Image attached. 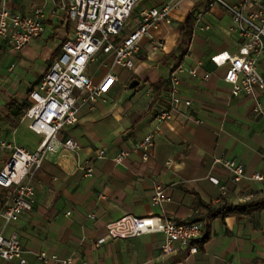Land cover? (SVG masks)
<instances>
[{
    "label": "crops",
    "instance_id": "1",
    "mask_svg": "<svg viewBox=\"0 0 264 264\" xmlns=\"http://www.w3.org/2000/svg\"><path fill=\"white\" fill-rule=\"evenodd\" d=\"M54 1L0 0V7L4 4L22 14L39 5L44 12V31L20 50L0 37V139H14L29 149L41 140L22 117L30 103L29 92L58 57L64 41L58 31L67 21L52 12ZM138 3L123 35L137 26L142 8L168 4L170 21L162 20L141 37L132 69L111 67L112 56L103 53L88 64H96L91 71L86 69L94 82L109 70L117 80L103 98L79 102L77 122L59 134L60 139L77 140L82 160L93 157L97 148H103L106 156L93 160V174L84 176L69 154H47L31 180L36 192L32 209L16 221L5 223L0 217V231L5 236L17 232L28 264H47L36 258L39 251L90 264H264V204L223 219L208 218L205 208L240 203L249 192L254 194L252 200L264 202V180L252 178L255 172L264 173V114L255 110L258 104L264 113V88L256 87L254 95L233 96L232 85L223 79L228 56L246 52L231 13L222 3L208 6V0ZM189 14L191 33L177 42L179 25ZM177 66L195 69L194 75L185 69L179 73V96L190 100L188 106L170 103L169 75ZM256 67L264 78V55ZM134 79L138 84L130 87ZM161 109L170 110V118L159 120ZM155 127L159 131L144 160L133 146ZM122 149L129 154L115 163L112 156ZM8 155V149L0 147V168ZM218 156L241 163L244 176L233 182L228 169L215 161ZM156 186L169 200L153 205ZM12 192L0 186V208ZM127 214H156L206 225L192 243L196 252H190L188 244L177 254L162 253L161 232L96 243L108 223ZM0 264L18 263L0 258Z\"/></svg>",
    "mask_w": 264,
    "mask_h": 264
},
{
    "label": "built area",
    "instance_id": "2",
    "mask_svg": "<svg viewBox=\"0 0 264 264\" xmlns=\"http://www.w3.org/2000/svg\"><path fill=\"white\" fill-rule=\"evenodd\" d=\"M140 0H55L52 12L60 20L72 22L73 33L64 39L58 57L52 61L46 74L30 90V103L23 112L28 126L41 135L36 148L29 149L18 144L14 139H0V147L9 151L8 159L0 168V186L12 189V197L0 208V217L5 223L16 221L20 214L30 211L35 203V187L31 183L36 171L49 153L69 154L75 159L76 167L84 176L93 174V160L106 156L103 148H97L94 156L80 159V145L72 137L59 138L60 131L77 122L79 102L95 101L109 92L117 80V76L109 70L102 78L94 82L86 73L88 64L100 54L112 56L111 67L119 66L132 69L135 55L139 51V42L149 29H156L162 20L170 21V5L162 7L142 8L139 11L137 26L126 34H122L125 24L135 5ZM222 3L231 13L234 30L242 40L243 54L228 56V66L223 79L232 85L231 94L254 95V89L264 88V78L256 67L257 60L264 55V0H237L227 4L223 0H208V6ZM44 12L42 6H36L30 14H22L8 9L4 4L0 7V37L8 40L15 50H20L26 43L40 35L44 29ZM200 17V16H199ZM197 18V21L200 18ZM207 28L206 25H203ZM187 70L195 74L194 68L177 66L169 75V99L172 105L190 104L189 99L179 96V73ZM255 110L264 114L257 104ZM170 110H159L158 119L170 118ZM159 131L153 128L134 144V149L142 153L146 160L154 145V137ZM129 150L122 149L112 156L115 163H122ZM216 162L228 169L233 182L244 176V168L235 160L218 156ZM254 180L263 181L264 173L255 172ZM224 190V186H220ZM254 197L249 192L240 198L245 202ZM165 198L162 188L156 186L151 197L153 205ZM93 217V215H90ZM203 224L201 221L178 222L174 219L148 214L137 216L124 215L106 226V233L97 240L102 244L107 239L137 237L143 233L161 232L164 239L160 245L164 254H177L186 245H191L190 252H196L197 246L192 244L201 237ZM36 258L47 264H90L84 259L77 260L71 256L59 257L46 251L35 253ZM0 258L15 260L18 264H28L24 250L16 231L5 236L0 231ZM225 264H235L226 261Z\"/></svg>",
    "mask_w": 264,
    "mask_h": 264
},
{
    "label": "trees",
    "instance_id": "3",
    "mask_svg": "<svg viewBox=\"0 0 264 264\" xmlns=\"http://www.w3.org/2000/svg\"><path fill=\"white\" fill-rule=\"evenodd\" d=\"M191 29H192L191 15L189 14L186 17L184 24L179 25L180 33L177 42L178 41L180 42L182 39L189 37L191 33ZM261 204H264V202H260V201L256 202L255 200L250 199L248 201L240 202L236 204L227 203V202L221 203L217 206L206 204L205 208L207 211L206 214L208 218L220 217L221 219H223L225 216L235 212H243V213L249 212L251 209H255L259 207ZM204 223L206 225V222H203V224ZM206 238L207 236H205L202 241H205Z\"/></svg>",
    "mask_w": 264,
    "mask_h": 264
},
{
    "label": "rangeland",
    "instance_id": "4",
    "mask_svg": "<svg viewBox=\"0 0 264 264\" xmlns=\"http://www.w3.org/2000/svg\"><path fill=\"white\" fill-rule=\"evenodd\" d=\"M142 0L138 3V4H141ZM136 7H137V4L135 6V8L133 9L132 11V14L131 16H133L136 12ZM73 29H74V25L71 23V22H63L61 25H60V28H59V35L62 37V40L67 38L68 36H71L72 33H73ZM96 67V64L94 63H91L89 66H88V70L87 72L91 71L93 68ZM122 68V67H119V66H116V68Z\"/></svg>",
    "mask_w": 264,
    "mask_h": 264
},
{
    "label": "water",
    "instance_id": "5",
    "mask_svg": "<svg viewBox=\"0 0 264 264\" xmlns=\"http://www.w3.org/2000/svg\"><path fill=\"white\" fill-rule=\"evenodd\" d=\"M138 84V81L137 80H132L131 82H130V84H129V86L130 87H134V86H136Z\"/></svg>",
    "mask_w": 264,
    "mask_h": 264
}]
</instances>
